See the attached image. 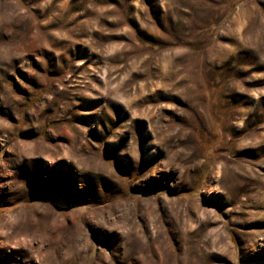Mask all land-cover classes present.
I'll list each match as a JSON object with an SVG mask.
<instances>
[{
    "label": "rangeland",
    "instance_id": "374dc122",
    "mask_svg": "<svg viewBox=\"0 0 264 264\" xmlns=\"http://www.w3.org/2000/svg\"><path fill=\"white\" fill-rule=\"evenodd\" d=\"M0 264H264V0H0Z\"/></svg>",
    "mask_w": 264,
    "mask_h": 264
}]
</instances>
